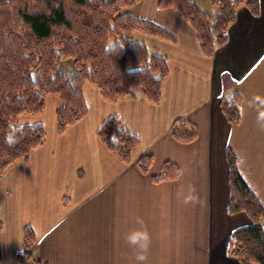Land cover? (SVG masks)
<instances>
[{"label":"crops","instance_id":"1","mask_svg":"<svg viewBox=\"0 0 264 264\" xmlns=\"http://www.w3.org/2000/svg\"><path fill=\"white\" fill-rule=\"evenodd\" d=\"M109 1V0H107ZM210 15V0H193ZM159 0H139L124 11L150 20L176 41L137 33L151 51L166 58L169 73L160 102L145 96L111 102L100 89L83 86L87 114L57 132L60 97H46L40 114H22L17 125L42 123L45 139L27 159L21 157L0 175V264H137L124 235L143 220L151 236L144 264H240L227 251L232 233L251 223L244 212L229 213L227 150L238 157L241 177L264 206V0L254 15L241 6L228 27L227 42L206 57L193 27ZM238 93L240 120L228 121L223 97ZM53 118L48 131L45 117ZM48 113V114H45ZM110 115H117L140 139L130 163L111 152L97 135ZM177 118L195 124L191 142L172 135ZM153 161L146 174L141 156ZM175 163L176 178L154 181L165 162ZM182 174V175H181ZM189 187L198 201L185 205ZM36 235L32 259L18 261L24 228ZM264 228V218L262 221Z\"/></svg>","mask_w":264,"mask_h":264},{"label":"trees","instance_id":"2","mask_svg":"<svg viewBox=\"0 0 264 264\" xmlns=\"http://www.w3.org/2000/svg\"><path fill=\"white\" fill-rule=\"evenodd\" d=\"M138 1L0 0V175L43 144L44 124L21 126L17 121L25 113H42L50 94L58 95L62 103L56 112L59 134L86 116V82L96 85L104 99L111 102L138 94L155 104L160 102L162 84L169 73L166 58L151 51L136 34L171 42L176 39L160 25L124 11ZM210 2L215 8L213 15L200 10L193 0L158 3L160 8L180 13L193 27L206 57L227 42L228 27L241 6L254 15L260 13V0ZM62 58L73 60L72 77L62 70ZM240 101L237 92L231 99H221L222 111L232 123L240 120ZM97 135L124 163L132 161L140 145L139 137L117 115L108 116ZM172 135L178 141L191 142L198 130L188 119L177 118ZM227 160L228 211L244 212L251 220L232 233L227 251L240 264H264V206L241 177L238 157L231 148ZM152 161V155H143L138 166L147 174ZM179 173V167L167 161L162 173L152 179L158 182L176 178ZM23 241V250L16 254L18 261L32 259L36 235L30 225L24 228Z\"/></svg>","mask_w":264,"mask_h":264},{"label":"clouds","instance_id":"3","mask_svg":"<svg viewBox=\"0 0 264 264\" xmlns=\"http://www.w3.org/2000/svg\"><path fill=\"white\" fill-rule=\"evenodd\" d=\"M257 122L260 128L264 130V111H259ZM188 193L189 194L184 197V204L188 205L197 203L198 197L195 195V189L189 187ZM136 224L138 227L124 235V242L134 252L137 264H144V262L147 260V253L149 252L151 244V236L144 226L143 220L141 218H136Z\"/></svg>","mask_w":264,"mask_h":264},{"label":"rangeland","instance_id":"4","mask_svg":"<svg viewBox=\"0 0 264 264\" xmlns=\"http://www.w3.org/2000/svg\"><path fill=\"white\" fill-rule=\"evenodd\" d=\"M71 65L72 66L74 65L72 59L62 58L61 68L69 77H72L73 75V70H72ZM45 114H48V113H45ZM45 124L48 128V131H51L53 129V118L51 116V112L49 113V115L45 117Z\"/></svg>","mask_w":264,"mask_h":264}]
</instances>
